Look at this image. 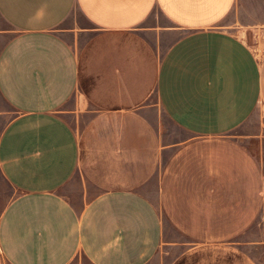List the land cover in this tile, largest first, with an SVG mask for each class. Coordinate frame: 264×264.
I'll return each mask as SVG.
<instances>
[{
  "label": "crops",
  "instance_id": "1",
  "mask_svg": "<svg viewBox=\"0 0 264 264\" xmlns=\"http://www.w3.org/2000/svg\"><path fill=\"white\" fill-rule=\"evenodd\" d=\"M256 110L264 0H0V264H260L235 242L185 246L181 225L217 219L243 149L173 182L162 133L213 151Z\"/></svg>",
  "mask_w": 264,
  "mask_h": 264
},
{
  "label": "rangeland",
  "instance_id": "2",
  "mask_svg": "<svg viewBox=\"0 0 264 264\" xmlns=\"http://www.w3.org/2000/svg\"><path fill=\"white\" fill-rule=\"evenodd\" d=\"M235 18L237 16L233 12L225 22L237 21ZM80 23H82V19L79 13L74 12L64 26L68 25L78 28L81 25ZM164 23L165 21L161 14L155 12L149 18L146 25H161ZM1 107L7 108L3 103H1ZM7 116L10 118L12 115L11 113H6ZM263 117L262 111L256 110L251 116V122H245L242 126L231 132L232 135H239L241 137H238L239 139H236L237 137H231L230 139L222 141L223 143L221 145H216V150H211L210 143L207 146L205 141H202L204 145H199L197 142L204 153H197L196 150L191 152V148L180 146L189 142L195 144L196 140L191 139V135L188 132L180 129L173 122L166 120L162 122L164 141H169L170 144V148L165 153V160L169 157L171 159L170 163L173 162L172 169L175 179L173 182H177V175L175 173L180 169L183 170V166L194 170L202 166L203 162L210 163L211 155L214 161L218 162L221 153L230 154L231 160L236 154L239 155L241 153L236 147L244 151L243 163L238 159L239 162L237 164L239 167L241 166L239 169L242 166L244 168V181L241 179L242 175L239 174V177L234 178L235 189L228 188L227 192L223 191L224 198H221V193H219L217 219L212 222L205 221L206 219H204L202 223L187 222L181 224L187 231L185 246L191 245L196 241H209L213 239L235 242L260 264H264V207L262 192L264 173V122H258ZM201 146L204 147L201 148ZM225 150L228 152H223ZM229 165L236 166L232 163ZM70 185L69 187H64L61 191L69 199L76 201L84 193L85 183L76 174L74 182ZM4 194H6V191H4ZM8 194L10 197H13L16 195V192L10 187ZM176 238L174 237V239ZM172 256L170 255L171 258ZM73 264L89 263L83 254H78Z\"/></svg>",
  "mask_w": 264,
  "mask_h": 264
}]
</instances>
